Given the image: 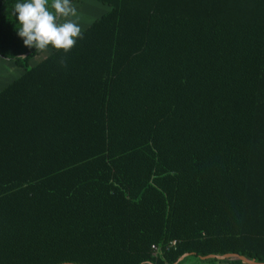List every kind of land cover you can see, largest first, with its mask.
<instances>
[{"label":"trees","instance_id":"16d2710c","mask_svg":"<svg viewBox=\"0 0 264 264\" xmlns=\"http://www.w3.org/2000/svg\"><path fill=\"white\" fill-rule=\"evenodd\" d=\"M97 1L29 67L0 0V264L264 263V0Z\"/></svg>","mask_w":264,"mask_h":264},{"label":"clouds","instance_id":"9594fccd","mask_svg":"<svg viewBox=\"0 0 264 264\" xmlns=\"http://www.w3.org/2000/svg\"><path fill=\"white\" fill-rule=\"evenodd\" d=\"M18 35L24 45L45 51L51 46L69 52L83 38L82 27L72 0H17ZM60 63L66 66L65 58Z\"/></svg>","mask_w":264,"mask_h":264},{"label":"rangeland","instance_id":"374dc122","mask_svg":"<svg viewBox=\"0 0 264 264\" xmlns=\"http://www.w3.org/2000/svg\"><path fill=\"white\" fill-rule=\"evenodd\" d=\"M79 2L80 1L74 2L73 5L76 8V14L79 17V23H80L82 29H84L90 23H92V21H94L95 19L100 17L101 13H103L102 11H106L105 9H107V5H105L103 3H99V4H101V5H99L100 9H97V10L94 11L95 14H93L94 15L93 18H89L88 17V19L87 18L85 19V16L83 15L84 13H83V11L81 9V4H79ZM82 2L90 3V0H83ZM88 3L86 5H84V6H87ZM85 9H87V8H85ZM54 50H55L54 48L49 47L45 51H40L39 54L34 56L29 61L28 66L31 67V66L35 65L38 61H40V59L42 60L45 56H47L48 54L52 53ZM24 71H25L24 67L17 66L14 62L6 60V59L0 57V90L3 87H5L7 84H9L12 80H14L18 76H20ZM7 75H9V77ZM228 259L233 260L232 258H228ZM234 260H236V259H234ZM197 264H201V263H197ZM205 264H208V263H205ZM243 264H246V263L243 262Z\"/></svg>","mask_w":264,"mask_h":264},{"label":"crops","instance_id":"0c3cea01","mask_svg":"<svg viewBox=\"0 0 264 264\" xmlns=\"http://www.w3.org/2000/svg\"><path fill=\"white\" fill-rule=\"evenodd\" d=\"M83 0H81L80 2H79V4H81V9H82V11H83V15L85 16V19L87 18L88 19V17L89 18H93V14H95L94 13V11L95 10H97V9H100V6L99 5H101V4H99V3H101V2H99V1H97V0H90V3H88V5L87 6H84V5H86L87 3H84V2H82ZM84 3V4H83ZM85 8H87V9H85ZM86 10V11H85ZM106 11H102L103 13H101V16L104 14V13H106V12H108L109 10H110V7L109 6H107V9H105ZM84 19V18H83ZM93 22V21H92ZM91 24V23H90ZM89 24V25H90ZM86 28V27H85ZM83 30V29H82ZM40 61H41V59H40ZM39 62V61H38ZM37 62V63H38ZM34 66V65H33ZM25 72V71H24ZM23 72V73H24ZM22 73V74H23ZM21 74V75H22ZM8 77H9V75H7ZM8 85V84H7ZM4 88V87H3ZM2 88V89H3ZM216 256H218V255H216ZM183 260V261H182ZM182 262L180 263V264H197V263H203V264H205V263H208V264H230V260L231 259H228V258H225V259H221V258H217V257H215V258H211V257H209V258H201V257H195V256H193V255H190V254H187V255H185L183 258H182Z\"/></svg>","mask_w":264,"mask_h":264},{"label":"water","instance_id":"95a60500","mask_svg":"<svg viewBox=\"0 0 264 264\" xmlns=\"http://www.w3.org/2000/svg\"><path fill=\"white\" fill-rule=\"evenodd\" d=\"M209 257H211V258L217 257V258H221V259L232 258V259H236V260H241L242 262H244L246 264H264L262 262L256 261L255 259H249V258H246L244 256H239L238 254H225V255H218V256H216V255H210V256H205V257H201V258H209ZM182 258L180 260H182Z\"/></svg>","mask_w":264,"mask_h":264},{"label":"built area","instance_id":"2783aa9c","mask_svg":"<svg viewBox=\"0 0 264 264\" xmlns=\"http://www.w3.org/2000/svg\"><path fill=\"white\" fill-rule=\"evenodd\" d=\"M173 243H175V242H173ZM153 248H154L155 250H157V249H158L156 246H153Z\"/></svg>","mask_w":264,"mask_h":264}]
</instances>
